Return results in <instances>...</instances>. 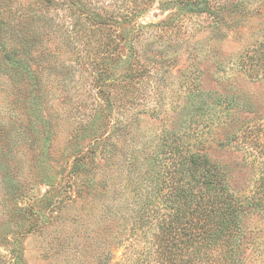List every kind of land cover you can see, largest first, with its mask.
I'll return each mask as SVG.
<instances>
[{
	"label": "rangeland",
	"instance_id": "1",
	"mask_svg": "<svg viewBox=\"0 0 264 264\" xmlns=\"http://www.w3.org/2000/svg\"><path fill=\"white\" fill-rule=\"evenodd\" d=\"M262 142L264 0H0V264H159L136 220L177 146L245 206L234 264H264Z\"/></svg>",
	"mask_w": 264,
	"mask_h": 264
},
{
	"label": "trees",
	"instance_id": "2",
	"mask_svg": "<svg viewBox=\"0 0 264 264\" xmlns=\"http://www.w3.org/2000/svg\"><path fill=\"white\" fill-rule=\"evenodd\" d=\"M257 147L263 150L264 142ZM166 154L171 162L161 169L162 198H153L136 220L141 226L156 223L159 264H214L215 258L234 264L245 206L230 191L225 173L208 157L179 146ZM248 205L264 211V174Z\"/></svg>",
	"mask_w": 264,
	"mask_h": 264
}]
</instances>
